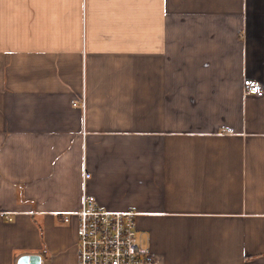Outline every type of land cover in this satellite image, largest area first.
Masks as SVG:
<instances>
[{"label":"crops","instance_id":"1","mask_svg":"<svg viewBox=\"0 0 264 264\" xmlns=\"http://www.w3.org/2000/svg\"><path fill=\"white\" fill-rule=\"evenodd\" d=\"M83 192L154 264H264V0H0V264H76Z\"/></svg>","mask_w":264,"mask_h":264},{"label":"built area","instance_id":"2","mask_svg":"<svg viewBox=\"0 0 264 264\" xmlns=\"http://www.w3.org/2000/svg\"><path fill=\"white\" fill-rule=\"evenodd\" d=\"M243 92L263 94L261 83L251 77L242 80ZM89 172L84 171L87 178ZM77 217L76 264H154L155 257L139 244L133 208L113 210L98 204L94 195L83 192L78 210L64 214Z\"/></svg>","mask_w":264,"mask_h":264},{"label":"water","instance_id":"3","mask_svg":"<svg viewBox=\"0 0 264 264\" xmlns=\"http://www.w3.org/2000/svg\"><path fill=\"white\" fill-rule=\"evenodd\" d=\"M40 255L37 253H23L16 259L15 264H39Z\"/></svg>","mask_w":264,"mask_h":264}]
</instances>
